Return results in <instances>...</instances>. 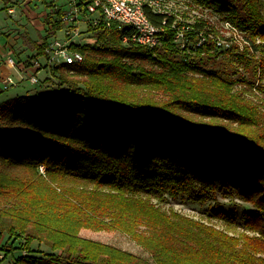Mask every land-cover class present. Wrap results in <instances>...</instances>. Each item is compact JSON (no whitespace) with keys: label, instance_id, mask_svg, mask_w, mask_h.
Wrapping results in <instances>:
<instances>
[{"label":"trees","instance_id":"1","mask_svg":"<svg viewBox=\"0 0 264 264\" xmlns=\"http://www.w3.org/2000/svg\"><path fill=\"white\" fill-rule=\"evenodd\" d=\"M88 1L77 2L83 13ZM179 1L201 15L187 22L173 7H144L158 28L153 47L97 15L85 29L93 43L70 45L82 61L50 68L65 91L0 101V261L264 264V0ZM43 3L41 42L24 39L38 56L64 25L63 5ZM217 192L251 203L241 231L159 204ZM82 228L123 232L148 257Z\"/></svg>","mask_w":264,"mask_h":264},{"label":"rangeland","instance_id":"2","mask_svg":"<svg viewBox=\"0 0 264 264\" xmlns=\"http://www.w3.org/2000/svg\"><path fill=\"white\" fill-rule=\"evenodd\" d=\"M0 1V51L4 52L5 54L0 55V63H6L7 57L12 55L14 59L17 58V67H19L20 73L24 72L27 73L28 66L34 64V59L36 58L35 50L27 46L26 49L18 50L20 44L9 46L8 44H12V38L18 36H22L25 31L32 37V40L41 42V36H43L44 30L42 27L43 18L45 17L48 9L46 8L45 0L42 2L40 0H31L29 3H25V9L30 11L27 12L24 16L21 14L25 13V10L20 7V9L15 8L11 10L10 4L8 2ZM37 3H34V2ZM12 4H17V0H10ZM14 2V3H13ZM59 2V1H58ZM20 5V4H19ZM24 5V4H23ZM29 5V6H26ZM173 8L178 10L180 14L184 12L183 17L184 20L189 22L195 16L201 15L200 11L197 9L192 8H185L184 4L181 3L179 0L173 1ZM83 11V8H82ZM206 16L218 26V28L224 32L225 36H231V32L225 27H223L221 21L211 13H206ZM27 16L31 19H28ZM91 14L85 13L86 19L80 23V33L77 37L74 38L76 42L83 43H93L94 38L93 36L87 32L86 24L88 21L91 22L90 19ZM18 30H21L19 32ZM58 35H62L61 31L57 32ZM19 39V42L22 41ZM22 39V38H21ZM5 43H7L6 48H4ZM10 53V54H9ZM28 54V55H27ZM43 61V60H42ZM51 66L48 65H41L40 72L37 74L38 82L30 83L27 80H21L19 83L7 88L2 89L0 92L2 98L10 97L11 95H15L17 93H21L24 87L30 86L29 89H26L25 92L27 93H36L40 95H49L53 92H60L65 91L66 88L63 85H60L55 77H51L50 73ZM12 72L16 75L18 71L16 69H12ZM37 71L34 73L36 74ZM27 75V74H26ZM14 76V75H13ZM51 77V78H50ZM4 81V80H3ZM264 82V79H263ZM4 84V83H3ZM2 87V86H1ZM3 88V87H2ZM250 93L251 91L248 90ZM254 92V91H253ZM259 100L262 101L261 106L264 108V95L258 96ZM43 167L39 166V170L43 172ZM156 201V200H154ZM215 203L218 204V207L222 209L227 215H231L235 222V226L227 225L221 219L214 217L213 208L215 207ZM162 208L168 209L173 208L184 214L186 216L192 217L194 219L203 220L204 222L210 223L215 225L218 228L227 229L230 232H237L243 229V216L244 213L249 211L252 208L250 202L240 199L236 196L230 195H222L221 192H217L215 196H212L205 202H199L197 200L188 199V198H181V197H169L167 201L159 203ZM80 235L83 237L95 239L104 243H109L121 249L130 251L135 253L141 257L147 258L148 253L145 251L141 245L136 243L134 239H132L129 235L117 231V230H91L82 228L79 231ZM7 238L5 235H0V247L2 248L5 244ZM36 247V244H34ZM10 255L7 258L0 261V264H8L9 263Z\"/></svg>","mask_w":264,"mask_h":264},{"label":"built area","instance_id":"3","mask_svg":"<svg viewBox=\"0 0 264 264\" xmlns=\"http://www.w3.org/2000/svg\"><path fill=\"white\" fill-rule=\"evenodd\" d=\"M41 2L43 0H40ZM56 5L61 4L64 7L62 15L63 27L58 33L47 40V45L43 55H36L34 59V72L39 71L41 65L55 66L64 63H73L82 61L83 55L79 50L73 49L72 43H80L74 40L80 33V23L85 17V13L79 9L78 0H45ZM59 1V2H58ZM174 0H89L85 5V11L91 14V22L97 21V15L101 14L106 22L115 21L117 23L131 26L130 38L147 47H153L158 44V28L149 20L144 7L147 6L153 11L169 13L173 7ZM55 5V6H56ZM12 10V9H11ZM229 28V24H225ZM230 30V29H228ZM231 31V30H230ZM183 38L182 29H178L175 39ZM126 39V38H125ZM202 40V38H200ZM201 40L197 43L200 44ZM218 44L226 46L225 40H218ZM43 60V61H42ZM6 63L13 67L16 61L12 56H8ZM29 80L32 83L38 82L35 73L30 74ZM12 82L10 77L4 79V88Z\"/></svg>","mask_w":264,"mask_h":264},{"label":"crops","instance_id":"4","mask_svg":"<svg viewBox=\"0 0 264 264\" xmlns=\"http://www.w3.org/2000/svg\"><path fill=\"white\" fill-rule=\"evenodd\" d=\"M1 1V0H0ZM29 1H31V0H17V4H15L14 2V4H12L11 2H10V0H3L2 2L4 3V2H8V4H10L11 6H10V8L12 9V10H14L15 8H19L20 9V7L22 8V9H24L25 10V13L24 14H21V15H25V14H27V12H30V11H28V10H26L25 9V3H29ZM34 3H37L36 1L34 2ZM20 4V5H19ZM24 4V5H23ZM26 6H29V5H26ZM21 10V9H20ZM27 18L28 19H31V18H29L28 16H27ZM32 20V19H31ZM42 24V27H43V23H41ZM19 32H21V30H18ZM30 38V39H32V37L28 34V32L27 31H25V33H23L22 34V36L20 37V36H18L17 35V37H13L12 39V44H8L9 46L11 45V46H14V45H17V44H20V45H22V46H19V49L18 50H24V49H26L27 48V46H28V44H26L25 43V41H24V39L25 38ZM18 38H20V40L22 41V43L21 42H19V39ZM22 38V39H21ZM37 42H40V40H38ZM6 46H7V43H5V45H4V48H6ZM5 51H6V49L4 50V52H2V51H0V55L1 54H5ZM10 54V53H9ZM28 55V54H27ZM34 55H36V51H35V54ZM9 56H12V55H9ZM15 61H16V65L15 66H13V67H11V66H9L8 64H5V62L3 63H0V89L2 88V89H4V86H3V80L6 78V77H10L11 79H12V82L11 83H9L8 84V87H7V89L9 88V87H11V85L12 86H14V85H16V84H18L19 85V83H22V82H20L21 80H23L24 78H26V79H24V80H27V81H29L30 83H32L30 80H29V76H30V74H33L34 73V68H33V66H31V65H29L28 66V70H27V75L24 73V72H22V73H20V71H19V67H17V65L18 64H21V63H18L17 64V58L15 59ZM12 69H16L17 71H18V73H16V75L12 72ZM41 70H39V71H37L36 72V76H37V74L40 72ZM14 75V76H13ZM2 86V87H1ZM30 88V86H28V87H24L23 88V90L24 91H22L21 93H17V94H23V93H25V91H26V89H29ZM17 94H15V95H17ZM15 95H11L10 97H13V96H15ZM0 96H1V94H0ZM10 97H6V98H2V97H0V101H2V100H5V99H8V98H10ZM1 256H2V253L0 252V258H1ZM9 261V260H8ZM8 264H10V261H9V263Z\"/></svg>","mask_w":264,"mask_h":264}]
</instances>
